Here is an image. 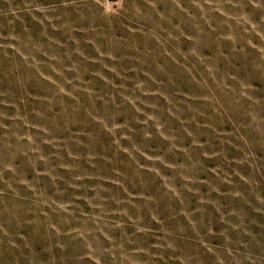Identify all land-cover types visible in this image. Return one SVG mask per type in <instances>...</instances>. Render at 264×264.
I'll return each instance as SVG.
<instances>
[{
    "label": "rangeland",
    "instance_id": "374dc122",
    "mask_svg": "<svg viewBox=\"0 0 264 264\" xmlns=\"http://www.w3.org/2000/svg\"><path fill=\"white\" fill-rule=\"evenodd\" d=\"M0 264H264V0H0Z\"/></svg>",
    "mask_w": 264,
    "mask_h": 264
}]
</instances>
